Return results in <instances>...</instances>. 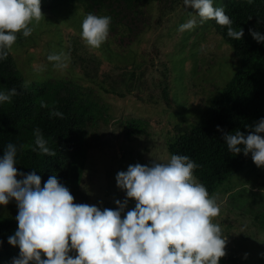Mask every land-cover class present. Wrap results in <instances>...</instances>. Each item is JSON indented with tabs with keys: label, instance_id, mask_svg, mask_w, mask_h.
<instances>
[{
	"label": "rangeland",
	"instance_id": "374dc122",
	"mask_svg": "<svg viewBox=\"0 0 264 264\" xmlns=\"http://www.w3.org/2000/svg\"><path fill=\"white\" fill-rule=\"evenodd\" d=\"M225 4L214 0L215 7ZM41 11L44 18L32 22L33 34L18 35L12 47L15 69L23 82L42 86L40 104L75 99L80 151L70 154L64 185L77 204L115 209L114 200L126 195L116 186V173L129 164L167 162L168 144L199 121L241 60L216 31V22L201 23L183 0H41ZM89 13L112 17L108 40L98 49L81 37ZM189 19L197 26L179 31ZM60 52L71 56L63 72L47 60ZM7 76L0 72V91ZM33 130L28 127L22 140L34 136ZM47 161L40 154L37 164L43 168ZM212 196L220 207L213 223L227 237L219 264H264V167L245 164ZM134 205L129 200L128 209ZM17 214L14 199L0 205V217L17 221Z\"/></svg>",
	"mask_w": 264,
	"mask_h": 264
},
{
	"label": "clouds",
	"instance_id": "9594fccd",
	"mask_svg": "<svg viewBox=\"0 0 264 264\" xmlns=\"http://www.w3.org/2000/svg\"><path fill=\"white\" fill-rule=\"evenodd\" d=\"M183 3L195 10L201 23L214 20L227 29L229 38L243 39L244 29L234 30L233 20L223 7L214 6V0ZM43 18L41 0H0V61L7 60L18 35L31 36L35 30L32 22L38 25ZM111 23V16L87 14L81 26L85 44L100 48L108 40ZM196 26L197 21L189 19L179 31ZM249 33L257 43H264V34L251 28ZM47 60L63 72L71 56L52 53ZM30 83L25 81L22 87L26 89ZM19 94L15 87L0 91V103H11ZM40 106L49 107L44 101ZM51 117L63 119L64 113L53 107ZM216 127L230 153L251 154L255 165L264 167V117L246 125L247 133L239 130L232 134ZM33 132L32 151L55 157L41 129ZM16 157L17 146L10 142L0 157V205L7 206L14 199L18 208V228L8 243L18 246L19 254L10 264H219L227 254V237L221 226L213 223L220 207L195 177L194 170L201 166L188 155L173 154L167 162L154 159L150 165L129 164L126 171H118L116 186L126 195L114 200L115 209L75 203L69 188L55 175L41 187V176L35 170L20 171ZM129 200L135 201L131 209ZM247 256L245 253L244 258Z\"/></svg>",
	"mask_w": 264,
	"mask_h": 264
},
{
	"label": "trees",
	"instance_id": "16d2710c",
	"mask_svg": "<svg viewBox=\"0 0 264 264\" xmlns=\"http://www.w3.org/2000/svg\"><path fill=\"white\" fill-rule=\"evenodd\" d=\"M225 2L224 10L233 20L234 30L244 29L243 39L229 38L227 29L217 23L215 28L240 58L241 64L235 68L230 81L213 97L208 108L201 113L199 121L189 129L182 130L167 147L170 155H188L201 166L194 170V175L207 187L210 195L245 164L255 165L251 154L246 157L243 153H230L223 141V133L216 126L232 134L239 130L247 133L246 125L264 117V43H257L249 33L252 21H255L256 28L253 30L264 34V0H254L252 4L247 3V0ZM0 72L8 75L2 79L5 92L15 87L20 93L12 98L11 103L0 105V157L11 142L17 146L16 166L21 171L28 173L35 170L42 178L41 187L52 175L64 185L69 178V165L72 161L70 154L80 151L75 99L68 98L63 105L47 103L49 107H41L40 96L44 89L34 84L26 89L22 87L24 82L15 69L11 54L7 60L0 61ZM53 107L64 113L63 119L50 118V109ZM30 126L41 129L44 138L49 140L48 147L56 152L55 157L47 156L48 161L43 168L37 164L40 154L32 151L35 136L23 140L21 138ZM17 228V221L0 217V264H10L11 258L19 254L18 246L13 247L8 243V237Z\"/></svg>",
	"mask_w": 264,
	"mask_h": 264
}]
</instances>
